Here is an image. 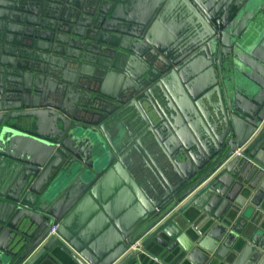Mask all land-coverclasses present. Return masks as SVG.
I'll return each mask as SVG.
<instances>
[{
  "label": "water",
  "instance_id": "95a60500",
  "mask_svg": "<svg viewBox=\"0 0 264 264\" xmlns=\"http://www.w3.org/2000/svg\"><path fill=\"white\" fill-rule=\"evenodd\" d=\"M150 259L264 264V0H0V264Z\"/></svg>",
  "mask_w": 264,
  "mask_h": 264
},
{
  "label": "crops",
  "instance_id": "0c3cea01",
  "mask_svg": "<svg viewBox=\"0 0 264 264\" xmlns=\"http://www.w3.org/2000/svg\"><path fill=\"white\" fill-rule=\"evenodd\" d=\"M116 207H118V209L116 210V212H117V214L119 215V217L123 214V209H121V207H119V204H117V205H115V208ZM95 212H92V213H89L88 214V218L89 219H91V220H93L94 218H95ZM104 216H105V214H103ZM150 260H152V259H150ZM153 262H151V261H148L147 262V264H158V263H160V262H158V261H154V260H152ZM161 264V263H160ZM222 264V263H221Z\"/></svg>",
  "mask_w": 264,
  "mask_h": 264
},
{
  "label": "built area",
  "instance_id": "2783aa9c",
  "mask_svg": "<svg viewBox=\"0 0 264 264\" xmlns=\"http://www.w3.org/2000/svg\"><path fill=\"white\" fill-rule=\"evenodd\" d=\"M235 152L238 153L239 152V149H237V151H235ZM55 228H56L55 225H51L50 226V233L54 232Z\"/></svg>",
  "mask_w": 264,
  "mask_h": 264
}]
</instances>
